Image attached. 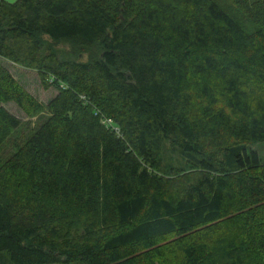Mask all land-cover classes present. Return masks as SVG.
I'll return each mask as SVG.
<instances>
[{
	"label": "trees",
	"instance_id": "1",
	"mask_svg": "<svg viewBox=\"0 0 264 264\" xmlns=\"http://www.w3.org/2000/svg\"><path fill=\"white\" fill-rule=\"evenodd\" d=\"M261 143L264 0L0 2V264H264Z\"/></svg>",
	"mask_w": 264,
	"mask_h": 264
},
{
	"label": "rangeland",
	"instance_id": "2",
	"mask_svg": "<svg viewBox=\"0 0 264 264\" xmlns=\"http://www.w3.org/2000/svg\"><path fill=\"white\" fill-rule=\"evenodd\" d=\"M4 65L9 68L13 75L20 81V83L32 94L34 95L39 101L47 104L49 100L54 96L56 90L51 88L49 90H45L40 82V77L38 73L32 69H27L24 67H20L14 63L9 61L3 60ZM5 107L15 116L21 118L25 122H31L32 126L35 123L36 118H30L26 115V113L19 108L14 102H8L5 104ZM20 133H26V129L21 128L19 129ZM258 148L261 157L264 159V143L260 145L254 146ZM6 155V154H5ZM4 156V154L0 155V159ZM7 264V263H5Z\"/></svg>",
	"mask_w": 264,
	"mask_h": 264
},
{
	"label": "built area",
	"instance_id": "3",
	"mask_svg": "<svg viewBox=\"0 0 264 264\" xmlns=\"http://www.w3.org/2000/svg\"><path fill=\"white\" fill-rule=\"evenodd\" d=\"M103 122L106 123L108 126L113 127L118 133H120V129L116 126H113V122L111 119H104Z\"/></svg>",
	"mask_w": 264,
	"mask_h": 264
},
{
	"label": "crops",
	"instance_id": "4",
	"mask_svg": "<svg viewBox=\"0 0 264 264\" xmlns=\"http://www.w3.org/2000/svg\"><path fill=\"white\" fill-rule=\"evenodd\" d=\"M1 1H6V2H9V3H12V2H15V1H17V0H0V2ZM9 69V68H8ZM10 70V69H9ZM11 71V70H10ZM11 73L13 74V72L11 71ZM51 89V88H50ZM57 94V91H56V93L54 94V96ZM53 96V97H54Z\"/></svg>",
	"mask_w": 264,
	"mask_h": 264
}]
</instances>
